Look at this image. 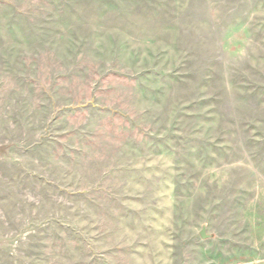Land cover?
Segmentation results:
<instances>
[{"label": "rangeland", "instance_id": "374dc122", "mask_svg": "<svg viewBox=\"0 0 264 264\" xmlns=\"http://www.w3.org/2000/svg\"><path fill=\"white\" fill-rule=\"evenodd\" d=\"M0 264H264V0H0Z\"/></svg>", "mask_w": 264, "mask_h": 264}, {"label": "water", "instance_id": "95a60500", "mask_svg": "<svg viewBox=\"0 0 264 264\" xmlns=\"http://www.w3.org/2000/svg\"><path fill=\"white\" fill-rule=\"evenodd\" d=\"M200 236H201L202 239H206L207 238V236L205 235V230L204 229H202V231L200 232Z\"/></svg>", "mask_w": 264, "mask_h": 264}]
</instances>
